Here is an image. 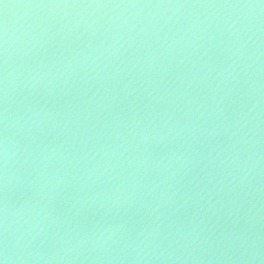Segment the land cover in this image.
<instances>
[{
    "label": "water",
    "instance_id": "obj_1",
    "mask_svg": "<svg viewBox=\"0 0 264 264\" xmlns=\"http://www.w3.org/2000/svg\"><path fill=\"white\" fill-rule=\"evenodd\" d=\"M4 264H264V0H0Z\"/></svg>",
    "mask_w": 264,
    "mask_h": 264
},
{
    "label": "clouds",
    "instance_id": "obj_2",
    "mask_svg": "<svg viewBox=\"0 0 264 264\" xmlns=\"http://www.w3.org/2000/svg\"><path fill=\"white\" fill-rule=\"evenodd\" d=\"M0 264H4V261L3 260H0Z\"/></svg>",
    "mask_w": 264,
    "mask_h": 264
}]
</instances>
